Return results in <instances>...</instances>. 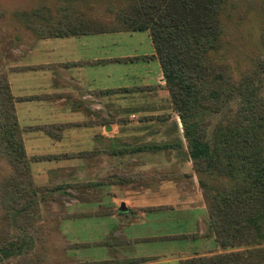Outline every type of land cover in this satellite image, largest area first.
Listing matches in <instances>:
<instances>
[{
  "label": "crops",
  "instance_id": "crops-1",
  "mask_svg": "<svg viewBox=\"0 0 264 264\" xmlns=\"http://www.w3.org/2000/svg\"><path fill=\"white\" fill-rule=\"evenodd\" d=\"M14 52L21 56L15 66L26 67L9 72V82L13 95L25 98L15 108L34 184L53 187L38 192L58 195L49 202L78 215L66 220H96L93 238L75 236L74 243L106 241L114 233L133 256L171 262L183 253L136 250L168 232L158 228L160 220L185 223L165 233L168 239H178L199 218L207 221L149 31L30 40ZM54 124L69 125L60 139L37 129ZM89 213L97 214L82 216Z\"/></svg>",
  "mask_w": 264,
  "mask_h": 264
},
{
  "label": "trees",
  "instance_id": "trees-1",
  "mask_svg": "<svg viewBox=\"0 0 264 264\" xmlns=\"http://www.w3.org/2000/svg\"><path fill=\"white\" fill-rule=\"evenodd\" d=\"M227 2L125 0L109 5L114 13L111 19L88 17L66 5H61L57 17L48 7L21 13L38 38L149 31L173 107L181 117L210 227L222 250L181 260V264H264V101L259 74V70L264 73V57L240 79L227 62L214 58L223 47L222 14ZM237 98L240 106L235 115L226 123H214L213 116L230 108ZM18 99L25 98H15L7 73H0V159L10 167L2 182L7 198L2 204L11 221V216H18L32 222L39 219L35 214H40L38 191L42 188L35 186L31 175V159L16 114ZM66 127L54 124L37 129L60 139ZM48 188L53 187H44ZM13 245L0 250L7 257L16 249ZM149 261L142 257L85 264H157Z\"/></svg>",
  "mask_w": 264,
  "mask_h": 264
},
{
  "label": "rangeland",
  "instance_id": "rangeland-1",
  "mask_svg": "<svg viewBox=\"0 0 264 264\" xmlns=\"http://www.w3.org/2000/svg\"><path fill=\"white\" fill-rule=\"evenodd\" d=\"M124 2L125 0H0V73L6 72L9 78V72L25 69V66H15L21 59V56L15 54V48L18 46L21 48V45L30 40L44 39L36 37L25 25L27 22L21 14L23 11L32 12L37 8L48 7L57 17L61 5H66L88 17L96 15L111 19L114 13L108 10L109 5L116 3L118 6ZM222 19L226 25V32L222 35L223 47L221 51L214 54V58L227 62L232 67L236 78L240 79L249 71V68L254 67L259 57H264V0H228ZM261 72L262 70H259L263 80L262 97L264 101V73ZM229 106L230 108L213 116L214 123L221 120L226 123L232 118L240 106L239 99L233 100ZM180 129L183 137V124ZM0 165L3 166L0 171V248L6 246L9 248L11 243L16 248L7 257L3 250H0V264H85L89 261L106 259L110 255V259L121 261L142 258L131 255L132 251L128 249L127 241L114 233L106 241L98 239L77 248L75 245L77 243H74L76 242L75 236H80L82 240H91L95 234V228L92 226L96 220L84 218L66 220L68 217L73 218L78 215H68L72 209H63V207L50 203V200H56L58 197L54 193L39 194L40 214H35V217L39 219H31L32 222H28L23 217L11 216V221L2 204L7 200L3 196L5 188L2 182L4 175L10 171V167L5 159H0ZM196 176L198 178L197 174ZM43 190L47 189L42 188ZM200 205L203 215L204 213L206 215V224L203 225L199 218L198 224L183 227L190 229L176 236L179 237L178 239H168L165 238V233H168L171 228L173 230H176V227L181 228V224L185 226V223L174 219L160 220L156 225L159 229L168 232L156 233L155 239L140 242L136 250L143 253L153 249L182 250L185 248L184 252L176 254L177 256L171 262L166 261L161 255L143 256L151 260L148 263L157 264H181V260L190 257L222 252L220 248L214 249L218 247V243L213 238L215 236L210 227L209 215L206 214L208 209L205 200ZM205 209H207L206 212ZM164 213H159V215L163 217ZM96 214L91 213L90 216ZM64 221L67 222L66 225ZM149 227L150 224L145 228ZM145 232H141L142 235ZM104 243L106 245H102ZM201 244L207 246L196 248ZM105 246H109L110 250ZM189 247L191 250H188Z\"/></svg>",
  "mask_w": 264,
  "mask_h": 264
}]
</instances>
